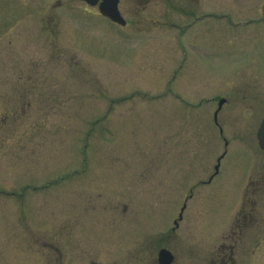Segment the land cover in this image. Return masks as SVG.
Masks as SVG:
<instances>
[{
    "label": "rangeland",
    "instance_id": "obj_1",
    "mask_svg": "<svg viewBox=\"0 0 264 264\" xmlns=\"http://www.w3.org/2000/svg\"><path fill=\"white\" fill-rule=\"evenodd\" d=\"M221 1L0 0V264H202L251 210L264 264V0Z\"/></svg>",
    "mask_w": 264,
    "mask_h": 264
},
{
    "label": "flooded vegetation",
    "instance_id": "obj_2",
    "mask_svg": "<svg viewBox=\"0 0 264 264\" xmlns=\"http://www.w3.org/2000/svg\"><path fill=\"white\" fill-rule=\"evenodd\" d=\"M140 1H144L143 4L145 6V10L146 7L152 2V0ZM245 1H251L255 6L254 12L257 11V0H222L221 6L223 8L232 6V9L234 10L240 9L239 6ZM261 6L264 8V3H262ZM145 10L143 8V11ZM121 13L123 14L122 10ZM249 14L252 15L253 12ZM238 21L241 23L242 19H239ZM256 22H258L256 18L249 17L243 24H252ZM239 213L240 215L234 217L232 228L231 226L229 227L230 233L228 235L226 233L223 234V240L219 243L221 246L217 247L215 249L216 251L214 250L215 252L213 251L212 253H209L211 250L210 249L204 253L206 255L205 259L202 261V264H253V261L248 257V255H251L252 253L254 254L257 247V233L259 228L257 224L258 217L257 215H254L255 212L253 210L248 212L249 214L242 211H239ZM231 236L234 237V242L227 245L225 239ZM247 242H249V246H247ZM244 243H246V245ZM190 256L193 257L192 255ZM176 259L177 258L175 257V260ZM175 263L176 262L174 261L173 264Z\"/></svg>",
    "mask_w": 264,
    "mask_h": 264
},
{
    "label": "water",
    "instance_id": "obj_3",
    "mask_svg": "<svg viewBox=\"0 0 264 264\" xmlns=\"http://www.w3.org/2000/svg\"><path fill=\"white\" fill-rule=\"evenodd\" d=\"M91 5H95L99 0H84ZM119 0H101L99 2V10L104 15L110 17L112 20L117 21L121 24H125V19L121 16L118 9ZM224 102V99H220L219 107ZM217 112L215 113V119ZM257 139L261 148L264 149V118L262 119L258 129H257ZM217 168V167H216ZM185 205L182 207L184 209ZM182 217V212L179 215V219ZM177 224V221H176ZM158 260L160 264H172L173 254L167 248H161L158 252Z\"/></svg>",
    "mask_w": 264,
    "mask_h": 264
}]
</instances>
